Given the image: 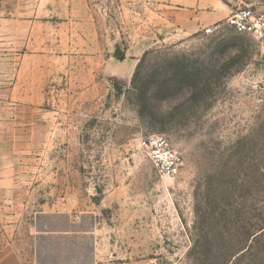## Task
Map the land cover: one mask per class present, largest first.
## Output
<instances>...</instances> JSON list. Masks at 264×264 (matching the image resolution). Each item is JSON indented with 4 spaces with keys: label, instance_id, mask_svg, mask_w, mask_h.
I'll return each instance as SVG.
<instances>
[{
    "label": "rangeland",
    "instance_id": "1",
    "mask_svg": "<svg viewBox=\"0 0 264 264\" xmlns=\"http://www.w3.org/2000/svg\"><path fill=\"white\" fill-rule=\"evenodd\" d=\"M199 2L0 0V26L13 14L38 26L29 48L0 32V252L12 245L27 264L37 247L48 264H185L209 202L230 210L246 253L236 264H264L250 235L264 222V37L228 17L210 33L184 30ZM218 2L264 14V0ZM23 51L29 97L11 90ZM153 133L181 155L175 176L142 148ZM64 222L81 233L42 248L37 230Z\"/></svg>",
    "mask_w": 264,
    "mask_h": 264
},
{
    "label": "crops",
    "instance_id": "2",
    "mask_svg": "<svg viewBox=\"0 0 264 264\" xmlns=\"http://www.w3.org/2000/svg\"><path fill=\"white\" fill-rule=\"evenodd\" d=\"M206 1V0H205ZM212 6L211 9L207 10L209 4L204 2V0H200L199 3H196L192 8L188 10V19L183 22V29L189 32H196L202 30L205 26H208L212 23L220 22L231 14V11L222 3L215 0V2L210 3ZM206 8V9H205ZM7 27L5 25L0 26V32L9 36L14 45H18L19 47L22 45L23 47L27 46L29 48L34 41V34L37 31V24H33V20L23 19L17 17L16 14L11 15L6 19ZM3 23V22H2ZM30 34V36H29ZM19 55V59L21 60V69L19 72L13 75V82L11 90L14 96H22L29 97L31 96V91L36 90L35 85L25 84L23 75V65H24V57H28L26 51L20 53H14ZM3 63L0 62V65ZM23 90V91H22ZM25 91V92H24ZM23 92V93H21ZM63 229H38L37 235L42 238V248H48L47 242H50L53 238L64 237L70 235L80 234V231L69 229L66 227V223L64 222ZM39 247H37L35 259L31 264H48L50 254L47 258H45L44 254L41 252ZM49 250V248H48ZM0 264H27L23 257L19 254L17 249L14 246H7L0 252ZM82 264V263H81ZM90 264H101L96 259H93ZM117 264V263H113Z\"/></svg>",
    "mask_w": 264,
    "mask_h": 264
},
{
    "label": "trees",
    "instance_id": "3",
    "mask_svg": "<svg viewBox=\"0 0 264 264\" xmlns=\"http://www.w3.org/2000/svg\"><path fill=\"white\" fill-rule=\"evenodd\" d=\"M117 57L122 59L123 55L117 54ZM137 77L135 73L132 80L134 85L137 83ZM201 212H203L201 221L195 222L193 226L195 230H199V236L193 239V245L186 255L185 264H236L237 260L244 258L246 253L238 254L231 232L227 230V223L230 222L226 221L227 213L230 210L211 209L208 202L207 208ZM221 222L225 223L221 224ZM250 235L254 243L259 242L260 238L264 241V222L257 223ZM256 250L252 256L255 259H261V256H258L260 248L257 247Z\"/></svg>",
    "mask_w": 264,
    "mask_h": 264
},
{
    "label": "built area",
    "instance_id": "4",
    "mask_svg": "<svg viewBox=\"0 0 264 264\" xmlns=\"http://www.w3.org/2000/svg\"><path fill=\"white\" fill-rule=\"evenodd\" d=\"M227 23L240 32H249L256 37H264V14H255L251 9H241L227 18ZM218 24L204 28L212 32ZM141 146L155 163L158 172L166 176H175L181 164V155L163 136L153 133L142 139Z\"/></svg>",
    "mask_w": 264,
    "mask_h": 264
}]
</instances>
